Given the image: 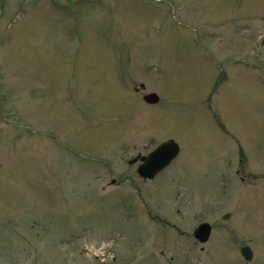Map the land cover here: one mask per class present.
I'll list each match as a JSON object with an SVG mask.
<instances>
[{
    "label": "rangeland",
    "instance_id": "obj_1",
    "mask_svg": "<svg viewBox=\"0 0 264 264\" xmlns=\"http://www.w3.org/2000/svg\"><path fill=\"white\" fill-rule=\"evenodd\" d=\"M263 35L264 0H0V264H240L230 224L264 264Z\"/></svg>",
    "mask_w": 264,
    "mask_h": 264
},
{
    "label": "flooded vegetation",
    "instance_id": "obj_2",
    "mask_svg": "<svg viewBox=\"0 0 264 264\" xmlns=\"http://www.w3.org/2000/svg\"><path fill=\"white\" fill-rule=\"evenodd\" d=\"M218 128L220 127V129L226 133L228 136H232L233 134H231L230 132H226V129L224 126H217ZM262 134L264 135V128H260ZM239 137H236V138H233V142L235 144V147L238 151L237 153V162H236V166L233 168V170L231 171V174L236 177L240 182H244V180L246 179H253V178H264V166H257V167H262L261 171H258V172H254L253 171V167H256V164H254L252 161H250L248 155L246 154V150L244 148V153L242 154V149L241 147V144H240V140L237 139ZM179 150V149H178ZM150 151V150H149ZM148 152V151H147ZM147 152L143 153V154H146ZM143 154H140V153H136L132 159H129L127 160L128 162L134 160L135 158L139 159V156L140 155H143ZM178 154V152H177ZM176 154V156H177ZM245 154V155H244ZM175 156V157H176ZM174 157V158H175ZM174 158L170 161V163L174 160ZM140 163V160L136 161L135 163V173L138 177H140L141 179L145 180V179H148L150 180L151 178H143L141 176L138 175L137 171H136V168L138 166V164ZM169 163V164H170ZM229 163V162H228ZM168 164V165H169ZM167 165V166H168ZM166 166V167H167ZM166 167H164L163 169H161L159 172H157L153 177L157 176L162 170H164ZM226 172H229V171H226ZM230 173H228L227 175L221 171V172H218L217 173V176L219 178H227V177H230L231 175ZM152 177V178H153ZM111 182H113V180H111ZM237 206V205H236ZM237 211V208L235 209L234 212ZM234 215L235 213L233 214L232 211H225L224 213H222L220 215L221 219L222 220H225V221H228L229 223L232 221V219L234 218ZM199 223H206L208 224V231H207V237L206 239L203 241V242H200L198 241L194 235H193V230H192V235L191 237L201 243V245L199 246V249H200V253H204L207 251V248H206V245L207 243L209 242L211 236H213V233L214 231H217L214 229L215 226H213V223L210 222L209 220H202V221H198L196 223V225H194L195 227L197 226V224ZM173 226V225H172ZM230 226L232 227L233 229V232L231 235L228 236L227 238V241H231L232 242H237V249H236V254L238 256V258L240 259L239 262L240 264H251L253 261H254V252L251 248V245H250V242H251V238H250V234H246L244 231H241L239 227L234 226V224H230ZM194 227V228H195ZM193 228V229H194ZM175 230L178 231L177 228H175ZM223 231V230H222ZM225 231V230H224ZM223 231L222 235H221V241H223V238H225L226 234H224L225 232ZM225 240V239H224ZM223 242H226V241H223ZM203 264H208L207 261H204Z\"/></svg>",
    "mask_w": 264,
    "mask_h": 264
},
{
    "label": "water",
    "instance_id": "obj_3",
    "mask_svg": "<svg viewBox=\"0 0 264 264\" xmlns=\"http://www.w3.org/2000/svg\"><path fill=\"white\" fill-rule=\"evenodd\" d=\"M260 44H264V35L260 39ZM143 87V84H139ZM142 100L146 103H155L158 96L154 92H148L142 95ZM178 152V145L171 139L160 141L146 154L140 155L136 171L139 176L143 178H152L157 172L166 167L170 161L176 156ZM208 224L199 223L193 229L194 237L203 242L207 237Z\"/></svg>",
    "mask_w": 264,
    "mask_h": 264
}]
</instances>
